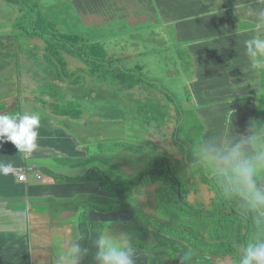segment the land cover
<instances>
[{
	"label": "crops",
	"instance_id": "crops-1",
	"mask_svg": "<svg viewBox=\"0 0 264 264\" xmlns=\"http://www.w3.org/2000/svg\"><path fill=\"white\" fill-rule=\"evenodd\" d=\"M149 1L153 15L167 30L168 41L179 58H186L181 72L192 85L190 88L196 90L199 105H203L197 108V127L198 121L201 123L197 142L202 152L200 159L208 162L203 156L205 147L221 148L249 135L255 138V143L246 147L249 151L255 149L264 137V127L259 126L264 123V69L251 67L246 41L264 35V23H258L252 14L264 9V0ZM72 2L65 0L68 5ZM58 30L83 35L63 31L59 24ZM100 43L107 50L105 43ZM46 45L43 42L39 48L41 59L38 56L34 60L40 66L35 82L43 76L44 89L33 94L35 98L24 95L26 99L18 104V116L36 114L40 118L37 148L25 154L18 152L11 142L0 145V264H76L70 250L73 241L82 249L79 264H97V239L102 236L119 239L123 235L134 247L135 264H163L166 260H161L160 254L139 242L142 234L129 207L103 210L124 203V199L110 196L104 181L56 179L55 174L75 177L93 166L113 175L127 176L124 166L109 164L111 153L124 152L125 134L115 125L119 126V122L110 125L107 120H98L97 115L85 117L84 109L90 111L93 107L86 103V96L78 98L70 88L66 100L80 102L79 118L56 114L40 102L39 98L57 99L66 93V88L55 84V79L45 83L49 66L60 77L56 67L48 65L45 59ZM66 57L70 76L84 70L88 74L85 67H78L77 58ZM111 57L108 52V58ZM112 59L116 62L119 58ZM68 81L81 82L76 77ZM35 88L31 91L36 92ZM99 92L103 95L105 91L100 88ZM131 126L133 129L134 125ZM4 166L11 171L5 173ZM20 168L26 169L23 181L18 177ZM79 168L86 170L79 174ZM135 175L136 172L130 177Z\"/></svg>",
	"mask_w": 264,
	"mask_h": 264
},
{
	"label": "rangeland",
	"instance_id": "rangeland-1",
	"mask_svg": "<svg viewBox=\"0 0 264 264\" xmlns=\"http://www.w3.org/2000/svg\"><path fill=\"white\" fill-rule=\"evenodd\" d=\"M37 4L36 11L56 21L60 29L82 33L90 41L105 43L111 58H119L116 61L118 65L137 70L146 80L140 88L126 90L110 82L91 79L85 70L84 73L71 76L63 74L59 77L54 74L55 70L52 71L53 67L47 68L50 74L45 76V83L55 79V84L66 88L63 96L57 99L49 97L47 100L68 99L70 95H67V91L70 88L71 92L77 93L78 98L84 99L86 96V103L93 107L90 111L84 109L85 117L97 115L98 120H107L110 125L119 122V126L118 123L115 125L119 130H124V152L111 153L110 166H124L125 175L130 177L135 172L138 174L140 170H145L147 161L154 156L169 157L174 164L176 159L182 157L175 138L184 142L191 154L200 159L202 152L197 142L200 140L201 123L198 121L197 127V108L203 105H199L196 90L190 88L192 85L181 72L186 58L180 59L168 41L167 30L153 15L149 0H73L69 5L65 0H37ZM19 15L18 8L6 0H0V35H5L0 38V46L3 47L0 50V103L6 105V108L0 109V113L7 115L26 99L24 95L35 98L33 94H39L44 89L43 76L38 78L39 82H35L40 66L34 61L38 56L40 58L39 48L45 42L44 38L28 36L25 29L16 28L15 22ZM77 65L84 66L79 60ZM189 67L192 65L189 64ZM74 77L81 82L68 81ZM211 81L212 78L207 84L210 85ZM33 86H36V92L31 91ZM99 87L105 91L103 95ZM180 114L182 124L177 128ZM131 125H134L133 129ZM109 131L114 134L113 129ZM133 134L135 138L131 137ZM207 163L215 171L212 164L209 161ZM85 170L79 168L77 172L81 174ZM192 178H187L189 200L201 206L210 205L214 192L198 177ZM132 193V198L126 201L156 219L183 220V215L174 208L170 192L163 182L153 181L145 175ZM136 221V228L142 234L139 240L142 245L150 246L160 254L161 260L180 264V257L171 253V245L160 246L158 238L152 234L153 228L141 218H136ZM197 223L205 230L203 222ZM201 259L186 261L185 264L231 263L228 258Z\"/></svg>",
	"mask_w": 264,
	"mask_h": 264
},
{
	"label": "trees",
	"instance_id": "trees-1",
	"mask_svg": "<svg viewBox=\"0 0 264 264\" xmlns=\"http://www.w3.org/2000/svg\"><path fill=\"white\" fill-rule=\"evenodd\" d=\"M6 1L19 9L16 28L25 29L28 36L44 38L47 43L44 51L45 59L56 67L60 76L68 75L66 56L70 55L87 67L90 77L98 81L110 82L120 89L140 88L146 81L137 70L120 66L114 59L108 58V51L100 42L88 41L80 34L59 31L55 21L36 11L37 0ZM3 37L5 35H0V38ZM2 48L0 46V50ZM39 100L56 114L74 118L81 116V104L77 100L49 101L43 98ZM4 108L6 105L0 103V109ZM19 114V105H17L9 116ZM181 120L180 114L177 126H180ZM175 139L182 156L176 159V163L173 164L171 158L163 155L154 156L147 161L145 170H140L133 177L113 175L95 166L79 176L66 177L55 174V177L57 180L68 181H104L110 196L122 198L124 203L110 205L103 210L129 207L134 218L143 219L153 228L152 234L158 238L160 246L171 245V253L174 255L181 257L185 253H190L188 261L202 260L201 258L204 257L228 258L230 264H239L241 253L248 243L264 240V215H259L247 207L239 196L229 191L227 182L222 176L212 171L206 162L194 157L179 138ZM145 175L150 176L153 181L159 180L165 184L174 208L183 215L182 221L156 219L126 201L132 198L133 189L140 184ZM195 177L208 184L214 192L208 206H201L188 198L187 178L194 180ZM256 180L258 186L264 187V170L258 173ZM197 221L204 223L205 230L199 227ZM163 264L174 263L166 261Z\"/></svg>",
	"mask_w": 264,
	"mask_h": 264
},
{
	"label": "clouds",
	"instance_id": "clouds-1",
	"mask_svg": "<svg viewBox=\"0 0 264 264\" xmlns=\"http://www.w3.org/2000/svg\"><path fill=\"white\" fill-rule=\"evenodd\" d=\"M258 23H264V9L252 13ZM246 48L254 70L264 69V35H255L246 41ZM264 127V123H260ZM40 118L36 114L9 116L0 114V145L11 142L18 152L30 154L37 148ZM261 143L249 151L246 146L255 143V138L246 136L242 141L213 149L205 147L203 156L214 170L222 176L229 191L239 196L244 204L259 215H264V187L257 184L258 173L264 170V137ZM5 173L11 168L4 166ZM97 264H135V251L126 235L119 239L102 236L96 242ZM70 250L74 253L76 264L82 249L73 241ZM86 251V250H84ZM190 253L180 257V264H185ZM239 264H264V240L248 243L243 249Z\"/></svg>",
	"mask_w": 264,
	"mask_h": 264
},
{
	"label": "built area",
	"instance_id": "built-area-1",
	"mask_svg": "<svg viewBox=\"0 0 264 264\" xmlns=\"http://www.w3.org/2000/svg\"><path fill=\"white\" fill-rule=\"evenodd\" d=\"M25 170L26 169H24V168H20L19 170H18V177H19V180H25V176H26V174H25Z\"/></svg>",
	"mask_w": 264,
	"mask_h": 264
}]
</instances>
